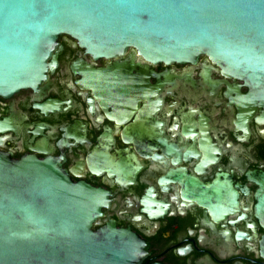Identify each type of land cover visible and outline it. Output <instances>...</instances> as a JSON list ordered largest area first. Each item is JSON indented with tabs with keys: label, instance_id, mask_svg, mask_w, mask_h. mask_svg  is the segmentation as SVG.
<instances>
[{
	"label": "flooded vegetation",
	"instance_id": "obj_1",
	"mask_svg": "<svg viewBox=\"0 0 264 264\" xmlns=\"http://www.w3.org/2000/svg\"><path fill=\"white\" fill-rule=\"evenodd\" d=\"M58 41L37 89L0 96V153L104 191L93 231L129 229L147 264H264V88L205 54L154 63Z\"/></svg>",
	"mask_w": 264,
	"mask_h": 264
},
{
	"label": "water",
	"instance_id": "obj_2",
	"mask_svg": "<svg viewBox=\"0 0 264 264\" xmlns=\"http://www.w3.org/2000/svg\"><path fill=\"white\" fill-rule=\"evenodd\" d=\"M61 36L95 57L128 47L154 63L205 54L264 88V0H0V96L37 89ZM105 200L51 159L0 153V264H147V244L129 229L93 231ZM261 245L264 259V236Z\"/></svg>",
	"mask_w": 264,
	"mask_h": 264
}]
</instances>
